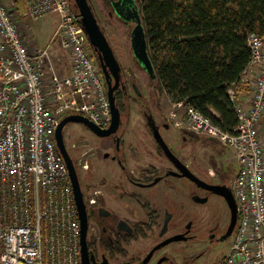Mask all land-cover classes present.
Here are the masks:
<instances>
[{
    "label": "built area",
    "instance_id": "obj_1",
    "mask_svg": "<svg viewBox=\"0 0 264 264\" xmlns=\"http://www.w3.org/2000/svg\"><path fill=\"white\" fill-rule=\"evenodd\" d=\"M24 1L33 19L57 13L51 40L68 51L70 71H55L51 42L28 49L0 0V264H81L78 213L54 133L72 113L107 128L106 85L71 1ZM247 46L250 59L241 79L248 83V73L254 78L247 98L230 92L237 118L232 132L177 103L184 110L183 129L217 140L237 162L230 181L237 203L234 239L217 264H264V35L248 33ZM84 199L87 205L95 201Z\"/></svg>",
    "mask_w": 264,
    "mask_h": 264
},
{
    "label": "trees",
    "instance_id": "obj_2",
    "mask_svg": "<svg viewBox=\"0 0 264 264\" xmlns=\"http://www.w3.org/2000/svg\"><path fill=\"white\" fill-rule=\"evenodd\" d=\"M138 4L159 90L172 103L191 106L224 131L232 132L237 118L229 95L249 89L241 79L250 59L247 35H264V0H138ZM129 97L114 91L121 116L129 109ZM184 135L197 141L194 133ZM199 139L210 145L216 142ZM157 150L162 152L158 145ZM208 162L230 188L228 169L218 166L212 157ZM149 229V224L137 225L136 232L126 235L124 241L111 240L103 232L99 240L87 234V246L90 249L100 241L98 245L107 254L126 257L130 239L147 237Z\"/></svg>",
    "mask_w": 264,
    "mask_h": 264
},
{
    "label": "rangeland",
    "instance_id": "obj_3",
    "mask_svg": "<svg viewBox=\"0 0 264 264\" xmlns=\"http://www.w3.org/2000/svg\"><path fill=\"white\" fill-rule=\"evenodd\" d=\"M70 1L74 5L73 0ZM3 2L5 4L4 0ZM90 2L93 5L102 28L105 31V35L107 36V39L117 59L119 60V63L121 64L123 80L127 83L130 91V97L128 100L129 109L121 116V127L124 132L122 144L125 147V151L129 148L128 145L131 144L137 149V152L136 155L134 154L136 157H132L127 153V156L124 159L126 170H131L136 173L141 169V167L149 164H153L158 168H165L169 166L167 160H165L161 154L156 151L157 148L155 146L151 130H149L146 126V122H148L147 116H149L152 117L155 124L158 125L159 131L164 140L170 145H173V147L177 149L176 151L179 152V154H181L188 163H191L192 165H195L196 168L201 169L204 172L203 176L206 175L214 181L218 179V175L216 174L214 168L210 166L208 162L209 157H212L215 159L218 166L222 165L228 169L229 176L232 179L237 170V162L232 154V150L224 147L215 139L214 140L216 142H213L212 145L206 144L199 139L205 136L195 133L194 134L198 136L197 141H193L191 144L185 143V145H182L181 137L184 130L182 128L184 120L183 107L172 103L169 98L159 90L158 80L156 76L151 74L152 72L148 71L146 73L132 60L128 42L125 44L128 39L127 31H124V29H117L118 26L115 24H113V27L111 28L108 25V20L100 13L96 0H90ZM20 4L22 12L30 19L32 33H34L38 45H44L48 42L52 43L53 40L51 39L58 22L57 13L51 12L38 19H33L29 15L25 1L23 0L22 2L20 0ZM19 31L26 42V30ZM58 41L59 48L57 54L61 58L62 68H65L70 66L69 53L66 49L62 48L60 40ZM253 78L254 76L252 73L247 74V79H249V89L237 91V97L239 99H244L249 96L250 81L253 80ZM132 84L136 85L138 91L137 94L133 92L131 88ZM143 110H145V113ZM172 113H175L174 117L171 116ZM176 122H180L179 126L176 125ZM63 138L65 140L64 142L66 147L71 150L73 155L78 157V159H82V165H86V167L81 166L84 173L88 177L89 184V189H87L85 195L87 197L88 195H90V197L97 195L94 191L97 188L103 189V187L100 186L102 184L105 186L104 188H106V190L112 191V193L108 195L109 203L111 202L109 205L122 211V208H125L124 204L126 201H117V195L120 194V191L114 192L113 187L109 186V184L111 181H115L116 183L120 182L123 173L119 168L120 163L106 156L107 154L110 156L115 155L117 152L116 148L115 150H107L108 153H103L102 151L104 150L101 152L100 150L96 151L98 149L97 137L87 132L81 123L66 124L63 128ZM119 148L122 149L121 144ZM104 176L110 177V180L103 178ZM231 179L226 180L228 184ZM102 180L108 181L102 183ZM175 185L177 187L183 186L179 182H175ZM209 200L210 201L208 203L196 205L197 224H199L202 220L204 221V219H212L214 217L218 218L221 223L228 224L230 220V212L224 199L217 196H211ZM131 207H134L135 209L139 208L135 203ZM122 214L125 216V211H123ZM95 231L96 229L93 225L89 224L88 234L94 233ZM157 233V228L153 227L147 237L131 242V244L127 246L128 256L135 255L138 256L140 260L145 252L152 245H155L160 239V237L157 236ZM206 236L207 233L205 231L200 237L201 242H197V244L193 247H190V244L185 242H177L173 244L171 250L173 252L171 257L173 261L171 264H217L229 251V247L234 239V232L227 239L217 245L213 243H205L204 238H206ZM193 256H195L194 261L190 263ZM157 257L158 255L154 256L151 261L154 262Z\"/></svg>",
    "mask_w": 264,
    "mask_h": 264
},
{
    "label": "flooded vegetation",
    "instance_id": "obj_4",
    "mask_svg": "<svg viewBox=\"0 0 264 264\" xmlns=\"http://www.w3.org/2000/svg\"><path fill=\"white\" fill-rule=\"evenodd\" d=\"M88 2L91 5L94 14L98 20V16L93 8V5L91 4L90 0H88ZM96 2L100 13L108 20V25L111 28L113 27V24H115L116 26H118L117 29H124V31H127L128 39L125 44H127L128 42L132 60L135 62V64H138L141 67L132 48L133 30L137 26L139 19L140 23H142L138 0H96ZM71 5L74 9V5L72 2ZM98 23L100 24L99 20ZM100 27L102 28L101 24ZM102 30L104 31L103 28ZM134 44L137 45V42L134 41ZM91 56L101 71L97 52L94 51L93 48H91ZM114 56L120 67L119 85L116 89L120 91L123 96H128L130 95V91L129 87L127 86V83L123 80L121 64L119 63V60L117 59L115 53ZM142 69L146 72L144 68ZM101 74L104 80L102 71ZM134 85L135 84H132L131 88L133 92L137 94ZM147 117L150 118L149 116ZM148 122H146V126L149 130H151V125H149ZM81 125L87 130V132L97 137L98 149L96 151L100 150L101 152L102 150H104L102 151L103 153H108L107 150H115L116 148L117 152L115 155L110 156L107 154L106 156L120 163L119 168L123 173L120 182L116 183L115 181H111V183L109 184V186L113 187L114 192L120 191L119 195L115 194L118 196L117 201H126V203L124 204L125 208H122V211L120 209H117L116 207L109 205L111 202L109 203L108 195L111 194L112 191L106 190V188H104L105 186L101 183L100 186L103 187V189L97 188L94 191L95 194H97L94 195V203L91 205H87L84 198L87 197L85 195V192L87 191V189H89L88 177L86 176L81 167L83 165L81 163V165L79 164L78 157L73 155L71 150L66 147L77 174L80 189L82 191L83 199L86 204L87 217L88 215H90L91 217L90 220L88 219V224H92L93 227L96 229V231L92 234L97 237V240L101 238L103 232V234H109L111 240L124 241V239H126L127 237L126 235H132L134 232H136L137 225L144 227V225L146 224L150 225V229L149 231H147V233H149L153 227L157 228V236L160 237L157 243L171 236L180 234L182 237L181 239L169 242L168 244H165L155 250L152 255V258L146 263L156 264L159 261V264H171L173 261L171 258L173 255V252L171 251L172 245L177 242H185L190 244V247H193L197 244V242H201L200 237L202 236L203 232L206 231L207 236L206 238H204L205 243L207 242V244L213 243L217 245L218 243L223 242L230 235H232L234 230L230 235H226L228 224L221 223L220 220H218V218L216 217H214L215 219H204V221H199L200 223L197 224V215L195 209L196 205L208 203L210 201L209 198L211 196H217L221 199L223 198L218 194H214L213 192L198 186L188 177L179 176L178 174L180 173V170L172 161H170L164 155L163 151L160 154L165 160H167L169 166L165 168H158L153 164H149L144 167H141V169L139 168L140 170H138L136 173L132 172L131 170H126L124 159L126 158L127 153L132 157H136L135 155L137 149L131 144H129V148H127V151H125V147L122 144L124 136V132L121 127L122 120L118 128L112 134L104 137L96 135L88 127L84 126L83 124ZM183 132L189 133L190 131L184 129ZM184 133L181 137L182 145H185V143L191 144L192 141L188 136L184 135ZM154 143L157 148L155 140ZM120 144L122 146V149L119 148ZM167 144L171 151L180 160V162L184 164V166L195 176H197L206 183L223 184L219 178L214 181L206 175L203 176L204 172L201 169H198L195 167V165L188 163L186 159L181 154H179V152L176 151L177 149L173 147V145H170L169 143ZM156 151L158 152L157 149ZM172 172L176 174H172ZM103 178H107L108 180H110V177L107 176H104ZM107 181L102 180V183ZM175 182H179L183 186L177 187L175 185ZM88 197H90V195H88ZM134 203L139 207L138 209L131 207ZM123 211H125V216L122 214ZM100 227H102L103 230ZM141 238L145 237L139 236L138 239H130L129 243L125 247L126 250L127 246H129L131 242L138 241ZM99 242H96V246H93L90 249L88 248L89 259L91 264H142L143 258L146 256L148 251L154 246L152 245L139 260L138 256H128V250L126 257H123L120 254H107L101 248L100 244L98 245ZM156 255H158L157 259L152 262L151 260ZM194 258L195 256L191 258L190 263L194 261Z\"/></svg>",
    "mask_w": 264,
    "mask_h": 264
},
{
    "label": "water",
    "instance_id": "obj_5",
    "mask_svg": "<svg viewBox=\"0 0 264 264\" xmlns=\"http://www.w3.org/2000/svg\"><path fill=\"white\" fill-rule=\"evenodd\" d=\"M73 1L75 6V9H73L74 13L78 17L81 27L88 37L90 45L92 46L94 51L97 52L101 71L103 73L104 80L106 83L107 97L111 112L110 125L105 129L98 127L96 124H94L91 120H89L87 117L83 115L72 113L65 115L60 119L54 133L56 146L68 169L72 191L74 195V201L78 213V218L80 223L81 264H91L89 259V250L87 246L88 217H87L86 204L83 199V194L80 189V185L78 182L77 174L72 159L68 154L66 145L64 143L63 128L68 123H81L84 126L88 127L96 135L102 137L112 134L118 128V126L121 123V115L115 103L114 91L119 85L120 67L114 56L112 48L105 36V33L100 27V24L98 23V20L88 0H73ZM134 41L137 42V45L134 44ZM132 48L141 67L144 68L146 72L148 71L152 72L151 74H153V76H156L153 65L148 55V50H147L148 45L145 38L144 28L142 23H140V19L138 20V24L134 28L132 33ZM134 88L138 93L135 85ZM148 121H149L148 124L151 125L152 136L156 144L162 149L164 155L178 167V169L180 170V173L178 175L188 177L198 186L203 187L213 192L214 194H218L224 199L230 212V220L227 226L226 235H230L233 232L237 222V203L231 189L224 184L206 183L197 176H195L192 172H190L184 166V164L180 162L177 156L171 151L168 144L162 137L158 129V126L154 124L155 123L154 119L150 117L148 118ZM172 174H176V173L172 172ZM181 238L182 237L180 234L174 235L157 243L148 251V253L142 260V264H146L152 258V255L155 252V250H157L158 248H160L165 244H168L169 242L176 241ZM156 264H159V261Z\"/></svg>",
    "mask_w": 264,
    "mask_h": 264
},
{
    "label": "crops",
    "instance_id": "obj_6",
    "mask_svg": "<svg viewBox=\"0 0 264 264\" xmlns=\"http://www.w3.org/2000/svg\"><path fill=\"white\" fill-rule=\"evenodd\" d=\"M4 1L12 18H14V20L16 21L18 29L21 31L26 30L25 32L27 38L26 44L28 46V49L33 51L35 49L45 47L49 42L45 43L44 45H38V43L36 42L37 39L35 38L34 33H32L30 19L27 15H25L22 12L20 0H4ZM21 1L23 2V0ZM58 48H59V41L58 40L53 41L49 47V54L57 74L64 75L70 71V66L62 68L61 58L57 54Z\"/></svg>",
    "mask_w": 264,
    "mask_h": 264
}]
</instances>
